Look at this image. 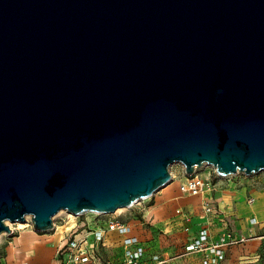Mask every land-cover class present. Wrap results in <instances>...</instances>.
Returning a JSON list of instances; mask_svg holds the SVG:
<instances>
[{
  "label": "water",
  "instance_id": "1",
  "mask_svg": "<svg viewBox=\"0 0 264 264\" xmlns=\"http://www.w3.org/2000/svg\"><path fill=\"white\" fill-rule=\"evenodd\" d=\"M176 163L264 171V0H0V235L132 207Z\"/></svg>",
  "mask_w": 264,
  "mask_h": 264
},
{
  "label": "rangeland",
  "instance_id": "2",
  "mask_svg": "<svg viewBox=\"0 0 264 264\" xmlns=\"http://www.w3.org/2000/svg\"><path fill=\"white\" fill-rule=\"evenodd\" d=\"M170 173L172 180L169 184L181 182L187 177L184 166L178 163L170 167ZM197 175L204 179L201 203H209L213 206V211L216 209L217 212L212 215L222 225L218 237L220 238L224 233H232L236 238L245 239L244 243L233 247V249L253 247L258 255L257 258L264 264V171L253 175L237 174L229 177H220L212 166L205 165L197 170ZM162 189L157 191L152 197L139 201L120 213L101 214V216H99V213H87L82 216H75L73 219L66 213L59 216L57 214V217L55 216L53 220L56 225L55 229L48 232H36L33 229L31 220H29L30 225L25 229H22L19 223H11L12 233L0 235V257L9 255L10 260H14L13 253L15 249L20 251L22 246L18 244L20 236L27 231H31L36 235V239L31 241V243L39 247L41 245L47 246L49 249H47L48 252H45V254L49 252L50 254H40L37 257L30 255L31 258L29 259L35 260V264H59L56 255L58 246L62 241L69 239L72 232L77 230L81 232L84 221L95 222L101 220L105 224L108 220L116 217L133 227L135 231L140 233L141 238L146 240L147 252L144 257L146 264H153L155 259L164 260L163 264H167L170 260H174L175 264H179L181 261L185 262L186 259H192L188 258L190 254H195L187 253V247L192 245L194 238L191 236L188 238L187 244H185L186 241L180 240L178 234L192 230L199 220L200 225L212 227L210 221L213 220V217L202 219L206 214L203 212L201 204L193 211H190L191 215L188 218L184 216L187 212L185 209L183 220H181V222L183 221L182 226L181 223L179 226L173 220L155 223L152 219L153 217H150L153 213V208L151 207L155 204ZM252 218H257L259 222L257 226L252 225ZM197 234L199 235V233ZM212 241L216 240L212 239ZM110 243L109 240V245ZM23 247L36 255L35 250H31V247L25 245ZM101 254L106 262L128 264L124 252L119 248L104 246L101 249ZM26 258L28 259V257ZM31 260H26V263L33 264ZM187 261L190 262V260ZM190 264H196V261L191 260Z\"/></svg>",
  "mask_w": 264,
  "mask_h": 264
},
{
  "label": "built area",
  "instance_id": "3",
  "mask_svg": "<svg viewBox=\"0 0 264 264\" xmlns=\"http://www.w3.org/2000/svg\"><path fill=\"white\" fill-rule=\"evenodd\" d=\"M180 190L187 195L199 196L204 190V179L198 176L196 171L194 175L187 176L181 182ZM212 212L213 207L207 203L205 213ZM251 222L253 225L259 224L255 218ZM55 226L54 224V229ZM113 234L122 237V239L114 241L113 247L123 250L128 264H146L144 259L146 248L143 242L131 233L128 224L116 217L108 220L105 224L101 220L84 221L81 232L78 230L72 232L71 237L62 241L58 246L56 255L59 264H111V261H105L101 249L106 246L109 235ZM244 242L245 239L236 238L232 233H224L218 240L212 241L210 232L205 227L200 230L192 245L187 247V253L201 254L203 264H222L226 259V252ZM1 262L2 257H0V264ZM164 262V260L155 259L153 264H163Z\"/></svg>",
  "mask_w": 264,
  "mask_h": 264
},
{
  "label": "crops",
  "instance_id": "4",
  "mask_svg": "<svg viewBox=\"0 0 264 264\" xmlns=\"http://www.w3.org/2000/svg\"><path fill=\"white\" fill-rule=\"evenodd\" d=\"M183 181V180H182ZM181 181V182H182ZM181 182L178 183H172V184H167L161 191L160 195L157 197L155 204L151 207L153 208V213L152 215H150V217H153L152 219L154 220L155 223H162V222H167V221H174L176 224H180L181 226L183 225V221L181 222V220H183V215L186 209V214L184 215L185 217L190 216L191 215V210L193 211L194 209H196L197 207H199L202 204V210L205 213V205L201 203L202 202V194L199 196H192V195H187L183 192H181L180 190V184ZM209 204V203H208ZM213 207V206H211ZM150 208V209H151ZM180 208V209H179ZM215 209V206H214ZM217 212L216 209L210 213V214H206L205 216H203V220L207 219L208 217H213V220L210 221L212 224V227H209L207 225H200L199 221L196 222V226H194V228H192V230H188V232H180L178 234V236H180V240H185V244H187L188 238H190L192 236V238L196 239L198 237V234L196 235V233H199L200 230L202 228L207 227L210 235H211V239L213 240H218L219 239V232L222 229V225L217 222L214 219V215ZM254 219V218H252ZM251 219V220H252ZM257 219V218H256ZM202 221V220H201ZM253 225V224H252ZM180 226V225H179ZM253 226H257V225H253ZM131 229V233L137 237L140 238V240L143 242L145 248V239L141 238L140 233H138V231H135L133 227L129 226ZM36 235L31 232V231H27L26 233H24L23 235L20 236L19 238V243L21 244V248L20 251H14L13 253V259L14 260H10L11 258L9 257V255L2 256V262L1 264H27L26 260L30 261L31 256H39L40 254L42 255H48L50 254V252L48 254H45V252L47 253V249H49L47 246H37V245H33V243H31V241H34L36 239L35 237ZM109 237H111V239H109ZM108 239H107V243L106 246H110L113 247L114 241L117 239H122V237H120L117 234H113V235H109ZM218 237V238H217ZM183 238V239H181ZM109 240H110V245H109ZM17 244V246H18ZM23 245L27 246V247H31V250H35L36 255L34 252L29 251L28 249L24 248ZM184 245V244H183ZM19 247V246H18ZM116 248V247H114ZM117 249V248H116ZM121 251H123L122 249H120ZM115 251V249H114ZM146 252H147V248H146ZM146 254V253H145ZM184 254V253H182ZM191 255V256H190ZM188 258H192V259H186L185 262L181 261V263L179 264H190L191 260L196 261V264H203V258L201 254L195 253V254H190ZM28 257V259L26 258ZM257 253L254 251L253 247L252 248H246V249H229L226 252V259L224 261L223 264H263L258 258ZM182 260V259H181ZM187 260H190L187 261ZM32 261V260H31ZM112 262V261H111ZM31 263V262H30ZM33 264L36 263L35 260L32 261ZM113 264H115V262H112ZM29 264V263H28ZM167 264H175L174 260H170Z\"/></svg>",
  "mask_w": 264,
  "mask_h": 264
},
{
  "label": "bare ground",
  "instance_id": "5",
  "mask_svg": "<svg viewBox=\"0 0 264 264\" xmlns=\"http://www.w3.org/2000/svg\"><path fill=\"white\" fill-rule=\"evenodd\" d=\"M204 196V195H203ZM124 209H119L116 213H120L122 212ZM68 214L69 217H72V219L75 217L73 214L71 213H68L67 211H61L60 213H58V216L61 215V214ZM57 217V216H56ZM30 217L27 218V221L26 222H19V225L21 226L22 229H25L27 228L29 225H30ZM8 225H12L10 222L8 223Z\"/></svg>",
  "mask_w": 264,
  "mask_h": 264
}]
</instances>
